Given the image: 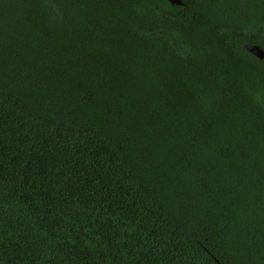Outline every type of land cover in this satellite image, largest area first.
I'll use <instances>...</instances> for the list:
<instances>
[{
    "label": "trees",
    "instance_id": "1",
    "mask_svg": "<svg viewBox=\"0 0 264 264\" xmlns=\"http://www.w3.org/2000/svg\"><path fill=\"white\" fill-rule=\"evenodd\" d=\"M0 0V264H264V0Z\"/></svg>",
    "mask_w": 264,
    "mask_h": 264
},
{
    "label": "water",
    "instance_id": "2",
    "mask_svg": "<svg viewBox=\"0 0 264 264\" xmlns=\"http://www.w3.org/2000/svg\"><path fill=\"white\" fill-rule=\"evenodd\" d=\"M169 2L173 5H181L183 4L182 0H169ZM244 48L247 49L250 53L255 55L256 57L262 59L264 58V48L259 44H243Z\"/></svg>",
    "mask_w": 264,
    "mask_h": 264
}]
</instances>
